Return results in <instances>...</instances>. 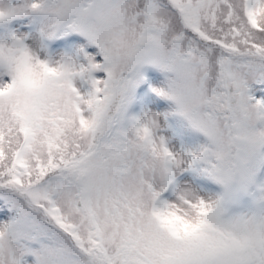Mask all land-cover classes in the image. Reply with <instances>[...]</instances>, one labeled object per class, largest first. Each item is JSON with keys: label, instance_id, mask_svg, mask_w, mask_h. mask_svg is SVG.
Wrapping results in <instances>:
<instances>
[{"label": "snow or ice", "instance_id": "1", "mask_svg": "<svg viewBox=\"0 0 264 264\" xmlns=\"http://www.w3.org/2000/svg\"><path fill=\"white\" fill-rule=\"evenodd\" d=\"M0 264H264V0H0Z\"/></svg>", "mask_w": 264, "mask_h": 264}]
</instances>
